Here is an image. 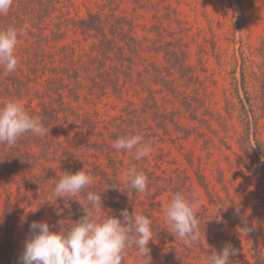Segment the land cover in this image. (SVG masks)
<instances>
[{
    "label": "rangeland",
    "instance_id": "rangeland-1",
    "mask_svg": "<svg viewBox=\"0 0 264 264\" xmlns=\"http://www.w3.org/2000/svg\"><path fill=\"white\" fill-rule=\"evenodd\" d=\"M138 1H119L112 14L134 21L139 26L136 37L146 39L148 45L175 42L183 46L200 81L180 79L177 72L169 70L168 79L175 82L166 85L144 70H108L97 80L100 83L99 78H110L113 88L108 87L104 95L96 89V94L101 93L93 97L91 91L95 89L85 79L80 102L73 103L78 119L56 123L50 142L55 150L54 154L49 151L47 164L51 168L65 167L63 156L68 153L72 154L68 163L74 172L84 169L92 175L93 168L100 166L108 173L107 180L94 177L90 187L102 192L104 214L118 217L121 210L127 209L129 214L136 211L150 218L153 240L148 244L149 251L127 249L122 264H209L208 256L228 244L238 252L231 257L232 264H255L256 246L264 260V181L250 163L249 148L242 151L246 143L235 133L237 130L242 134L243 130L238 114L223 111L231 103H239V97L244 101L255 98L258 84L254 74L259 71L258 48L264 38V0H149L154 5L145 9L139 8ZM103 4L104 0H62L60 7L72 17L81 18L88 12L104 10L110 14V7ZM43 16L42 30L33 29V34L18 39L14 71L27 76L33 72L36 88L48 91L55 79L52 73L60 70H49V14L44 10ZM95 41L72 27L58 44L91 54ZM146 56V63L169 67L163 52L150 59ZM32 66L38 70H32ZM63 83L69 84L67 77ZM171 87H178L181 98H201L211 113L222 109L225 121L218 124L210 117L208 122L192 121L191 111L181 106L177 91ZM68 96L51 93V106L59 109L63 100L71 101ZM199 117L203 118L202 114ZM130 134L140 135L152 146L147 156L137 160L134 151L114 149L118 137ZM45 156L43 153L40 157L45 160ZM130 167L148 176L146 192L129 195L125 174ZM177 191L199 200L196 211L201 237L196 243L175 239L166 222L168 202ZM54 199L44 207L46 212L36 214L34 205L26 213L30 220L47 222L57 231L62 225L53 215L58 200ZM76 207L81 210L70 211L69 219L62 217L64 226L85 215L81 203ZM242 220L256 230L255 239L238 226ZM8 264H17L14 257Z\"/></svg>",
    "mask_w": 264,
    "mask_h": 264
},
{
    "label": "trees",
    "instance_id": "trees-1",
    "mask_svg": "<svg viewBox=\"0 0 264 264\" xmlns=\"http://www.w3.org/2000/svg\"><path fill=\"white\" fill-rule=\"evenodd\" d=\"M119 1L121 0H104L103 6L110 7V14L104 10L101 13L88 12L86 17L81 18L72 17L70 13L63 11L60 7L62 0H12L10 9L0 14V30L14 27L18 32V39H21L33 34V29L42 30L40 21L45 17L43 16L45 10L49 14V70H60L57 74L52 73L55 79L50 83L51 87L48 91H39L35 86L37 83L35 78L32 79L33 72L28 76L20 75L17 71L8 72L0 67V107L10 100H18L21 103L26 101V105H22L30 115L40 119L46 129L43 135L26 133L19 137L14 145L0 144V264L10 263L12 257L19 264V256L25 241L31 235L29 225L33 222L26 213V209L36 205V214L46 212L44 207H48L51 200L55 198L54 192H50L59 176L64 172L72 174L77 172H74L68 163L72 154H64L65 167L51 168L47 163L49 151L54 154L55 150H52L50 142L53 137L52 132L56 131V123L62 120L73 122L72 119H78L79 114L73 112V103L80 102L85 79L90 80L88 82L95 89L91 91L93 97L99 96L101 92L104 95L110 86L113 88L110 78L106 80L99 78L100 83L97 80L98 76H106L108 70H144L146 75L154 76V79L166 85L175 82V79H168L171 75L169 70L177 72L180 79L195 83L200 81L194 72L195 67L190 63L189 51L184 50L183 46H176L175 42H169L164 46L162 44L148 45L146 39L141 41L136 37L135 30L139 26L134 21L128 17L112 14V10L117 8ZM136 3L140 9L154 5L149 0H140ZM56 19L59 23L54 22ZM50 25L54 26V29L50 28ZM72 27L82 35L96 40L91 54H84L75 47L59 45L61 39ZM24 31L26 33L22 34ZM162 52L169 67L163 69L158 62L146 63L147 54L150 59L151 55L157 56ZM258 54L259 71L254 74L255 82L258 84L254 89L255 98L248 97L247 101H244L239 97V103H231V106L226 110L223 108V111L227 115L238 114L243 130L242 134L237 130L235 133L239 134L240 140L246 143L242 151L245 152L246 147L249 148L252 154L250 163L260 179L264 181V38L258 48ZM244 68L246 69V65ZM31 69L38 70L33 66ZM82 72L87 76H82ZM66 77L69 81L67 86L63 83ZM96 89L102 91L96 94ZM170 89L177 91L175 95L179 97L181 106L191 111L192 121L208 122L207 117L218 124L225 121L222 109L211 113V108H205L201 98H181L178 87ZM54 90L56 92H53ZM51 93L58 97L68 93L71 101L63 100L60 108H55L51 106ZM155 113H157L156 110ZM199 114H202L203 118H200ZM57 143L61 144L60 141ZM72 147L77 148V146ZM58 148L61 147H57L56 150ZM43 153L47 156L45 160L40 157ZM61 153L63 155V152ZM93 171V177L100 176L101 180H107L108 173L100 166H95ZM57 199V212L53 215L60 223L63 216L69 219L67 215L70 211L81 210L76 207V204H80L79 200H83L84 195ZM22 200L25 201L24 204H21ZM247 225L252 231L247 232L243 229L245 220L238 224L251 238L255 239L256 230L251 225ZM253 257L255 264H264L257 246Z\"/></svg>",
    "mask_w": 264,
    "mask_h": 264
},
{
    "label": "clouds",
    "instance_id": "clouds-1",
    "mask_svg": "<svg viewBox=\"0 0 264 264\" xmlns=\"http://www.w3.org/2000/svg\"><path fill=\"white\" fill-rule=\"evenodd\" d=\"M11 5L12 0H0V14L7 12ZM17 43L18 32L14 27L0 30V65L8 72L14 71L18 64ZM45 131L40 119L30 115L20 101L10 100L0 107V144L14 145L26 133L43 135ZM113 147L118 151H134L138 160L147 156L152 146L140 135L130 134L118 137ZM125 176L130 185L127 188L130 196L147 191L149 178L143 171L130 167ZM93 183V175L84 169L59 176L53 187L55 200L83 194L84 199L79 202L84 206L85 215L70 226L60 222L62 226L57 231H53L47 222L33 221L19 264H122L127 249L136 248L141 253L149 251L148 244L153 240L150 218L136 211L129 214L127 209L121 210L118 217L105 215L102 192L92 189ZM198 205L199 200L194 195L189 197L181 191L175 192L170 199L166 222L175 239L199 241ZM243 229L252 231L246 221ZM237 254V250L228 244L220 252L213 251L208 261L209 264H232L231 257Z\"/></svg>",
    "mask_w": 264,
    "mask_h": 264
}]
</instances>
